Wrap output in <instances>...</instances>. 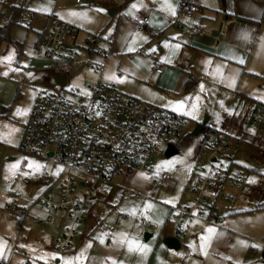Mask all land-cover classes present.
Wrapping results in <instances>:
<instances>
[{
  "label": "crops",
  "instance_id": "0c3cea01",
  "mask_svg": "<svg viewBox=\"0 0 264 264\" xmlns=\"http://www.w3.org/2000/svg\"><path fill=\"white\" fill-rule=\"evenodd\" d=\"M86 1L89 2V5H97V9H103V11H97L88 8L89 10L102 13V15L105 10H110L114 17L118 14L115 30L109 38L102 39L99 37L96 39L97 44H101L100 41L107 42L110 45L109 48L99 47L111 51V54L113 42L121 38L126 26L132 25L137 28L134 24L135 19L149 17L148 29L144 31L137 29V32L144 33V41L150 43V39H153L157 43L153 51L157 48V56L159 52L162 53V61L159 62L156 59L158 63L155 64L156 67L163 68L167 63H171L174 68L173 71L166 70L161 74L152 69L153 75L147 82L160 90L161 96L166 95L165 92L174 93L180 85L182 87L188 86V82L191 81L190 76L192 75L194 78L196 71V63L191 62L193 58L196 61L203 60L207 65L210 63V69L214 73L218 69L215 71L213 69L221 66L226 70L231 68L237 70L240 66L247 68L263 51L264 0H193L198 5L199 10L190 22H185L186 28L184 30H179L174 22L181 0H167V4H170L175 10V15L168 9L165 0ZM60 3L62 8H66L65 0H61ZM79 3L81 2L76 0V4ZM133 4L137 7L133 8ZM13 7L24 6L10 5L6 21L12 16ZM23 9L20 20L23 15L32 11L27 6ZM33 13L34 11L32 15ZM46 17L45 23L40 26L42 29L36 32L35 48L39 51L41 50L37 47V42L44 37L54 21L62 22V17L66 19V22L63 21V23L71 25L67 20L73 22L61 11L58 15L53 13L46 15ZM74 27L77 29V26L74 25ZM77 35L78 29L75 43ZM112 36L113 41L110 42L109 39ZM250 43V49L246 50ZM88 57L86 53V58ZM112 58L113 54L110 59ZM93 59H96V56ZM75 66L81 67V71L80 69L77 70L80 73L88 70L94 74L85 64L78 63ZM79 72L74 73L72 71L71 73L74 77ZM184 73L190 75L187 76L186 80L183 77ZM242 73H245V70ZM172 75H175V80L169 86L168 82ZM54 76L57 75L54 74ZM57 86L59 87V85ZM116 88L120 92L118 86ZM60 90L63 91L61 88ZM135 99L139 100L138 98ZM141 102L163 111L176 113L146 101ZM257 106L264 107V105L255 103L249 112L248 122L262 127L251 118ZM199 124L200 122L197 123V125ZM209 130H215L225 134L227 138L230 137L233 140V143H230V149L235 144H237V149L247 145L245 147V152L248 154L246 162L243 160L237 162L235 157L231 156L228 172L223 181L224 193L234 200L233 204L224 200L216 190L210 189H206L205 193L210 201L215 203L213 207H208L202 215L197 214L194 210L192 216H187L183 213H177L174 207L167 206L166 209L163 205L148 203L151 214L150 219H146L150 225L144 226L141 222V226L143 228L149 227L153 231L148 230L146 232L127 223L126 221L129 220L127 215L122 216L124 221L115 220L112 223L107 221V224L104 220L105 216H95L93 206L89 204L91 209L88 213L81 212L83 221L74 238L73 248L67 251H55L51 248V243L63 234L66 225L64 213L46 210L48 214H36L34 216L27 214V209H24L21 211V216L15 219H17L19 229L24 232L27 238L26 243L16 253L12 251L7 259L11 245H9V239L14 236V232H1L0 249L4 245L3 248L6 250L0 253V264H11L16 258L18 264H66V262H71V264H264L262 257L264 251V133L252 129L248 131L246 126L236 125L230 120H227L222 128L216 130L214 127H209ZM205 144L210 145L211 143ZM202 148L203 143L200 151ZM200 151L201 154L203 150ZM224 159H229V155ZM139 174L144 175L137 173L135 177ZM237 174L240 175L238 183L233 185L230 179ZM226 180H228V184H225ZM198 181L200 182V180ZM127 183H119L115 186L103 183L104 186H94L95 191L88 190V192L104 195L106 203L113 207L111 201L114 199V189L120 194L117 202L123 199L122 195L132 196V191L127 189ZM141 186L142 197L151 199L155 190L150 187L149 180L147 182L143 180ZM81 187L84 188L83 183ZM56 190L57 186L54 185L51 190L53 196ZM195 198L192 202L190 200L185 207H192ZM96 199L95 196L87 201L93 202ZM130 201L137 202L135 199ZM124 205L126 210L134 211V205L129 203V200ZM174 215L177 217L175 218ZM109 219L111 220V217ZM27 220L29 221L27 222ZM55 223L58 224V228L53 225ZM209 228H213L215 233L209 234L207 232ZM31 233L38 235L36 245L29 243L28 239ZM145 233H150L153 237L145 241ZM165 236L179 237L182 241V247L178 250L168 248L162 241ZM208 236H210L208 241H202V237ZM46 239L50 241L49 245ZM127 241L137 243L138 247L134 246L132 250H129ZM202 244L206 245L203 249ZM189 251H193L194 256H190Z\"/></svg>",
  "mask_w": 264,
  "mask_h": 264
},
{
  "label": "rangeland",
  "instance_id": "374dc122",
  "mask_svg": "<svg viewBox=\"0 0 264 264\" xmlns=\"http://www.w3.org/2000/svg\"><path fill=\"white\" fill-rule=\"evenodd\" d=\"M60 2L61 0H0V24L6 21L10 5H23L32 10L31 13L23 15L19 24L11 29L10 42L4 43L0 47V235L3 231L14 232V236L9 239V245H11L7 259L12 251L15 253L19 251L27 240L24 232L19 229L15 218H19L24 209H27L29 215L48 214L39 205L38 198L46 189L45 183L52 184L62 169L60 165H52L47 160L36 155H27L20 149L22 135L38 97L45 94H62L53 80L56 71L50 57L35 48L36 32L42 29L40 26L45 23L46 15L53 13L58 15L61 11L74 23L68 20L67 22L72 26H77L76 44L79 46L77 62L83 63L87 59L85 51V48L88 47L87 40L94 42L99 37L108 39L115 30L118 18V14L114 17L110 10H105L104 16L102 13L89 10L88 8L97 10V5H89L86 0H80L79 4H76V0H65L66 8H62ZM70 13H77V15ZM32 16L34 17L31 21ZM61 20L66 22V19L62 17ZM36 21L37 23H35ZM188 21L191 20L185 22ZM144 39V33L137 32V28L132 25L126 26L121 38L113 42V58L107 62L102 82L105 85L115 84L120 92L128 97L138 98L155 106L173 110L187 119L184 137L172 138L164 142L158 149L152 164L156 172L168 175V184L165 189H153L155 191L151 195V199L144 198L141 189L142 181H148L150 177L139 174L126 184L127 189L132 191V196L122 195L123 199L117 202L120 194L114 189L115 195L111 201L113 207L106 203L104 195L89 193L86 188H75V193L83 200H89L96 196L97 199L89 204L93 206L95 216H105L106 223L107 221L112 223L115 220L124 221L122 216L127 215L129 218L127 223L146 232L153 231L149 227L141 226L143 219H150L151 208L148 203H157L166 209L167 206H171L176 209L177 213H182V209L187 206L190 200L192 202L202 189V184L198 180L204 177L203 169L209 170L207 158L210 153L200 156L199 151L202 143H211L214 133L207 130L198 136H192L198 122L201 123L208 117V127H214L217 130L222 128L227 120H230L236 125L246 126L248 131L252 129L264 133V127H258L254 123L248 122L249 112L255 103L264 105V47L247 68L240 66L237 70L234 68L226 70L221 66L214 68V71L218 70L213 73L210 63L207 65L203 60L196 61L193 58L191 62L196 63L194 78L186 73L183 75L185 80L187 76H190L191 81L188 82V86L180 85L174 93L165 92L166 95L161 96L162 92L147 82L153 75V67L158 63L151 62L145 56L138 54V51L144 47L146 54L158 53L157 48L153 51L157 43L153 39H150V43ZM100 43L97 46L110 47L105 41H100ZM129 46L133 49L132 51H129ZM7 57H11V59H6ZM156 59L159 62L162 61V53L159 52ZM73 68L75 69L72 71L76 73L81 67ZM162 69L163 71L174 70L171 63H167ZM244 70L245 73H242ZM174 80L175 75H172L168 82L169 86L173 84ZM96 81L97 77L94 74L84 70L74 77L72 73L70 74L68 87L85 89L87 84ZM177 104L183 105L181 111L175 110ZM193 105L196 106L195 111L192 110ZM17 109L21 110L19 114ZM25 109L27 110L26 114H24ZM193 115L195 119H193ZM12 129H18V131L13 132ZM169 142H173L177 146L178 154L171 158H165L164 154ZM236 147L237 144L232 145L229 159L222 160L225 167L230 165L231 156L235 157L237 162L240 160L246 162L248 154L245 152V147L247 145L238 149ZM165 162H172L171 166H166ZM14 164L18 167L13 170L11 166ZM29 164L42 167L39 169L35 166L30 168ZM71 175H76V173H71ZM77 176L75 180L79 183L87 182L95 187L104 186L100 181L81 174ZM226 181L225 184H228V180ZM115 183L119 184L121 181L116 180ZM131 199H135L137 202H132ZM128 200L134 205L132 212L126 210L124 205ZM9 206L12 208L9 209ZM108 211L110 213H107ZM53 225L58 228L57 223ZM28 240L32 245H36L37 233H31ZM46 242L49 245L50 241L46 239ZM3 247L4 245L0 249V253L6 250ZM16 259L11 264H18Z\"/></svg>",
  "mask_w": 264,
  "mask_h": 264
},
{
  "label": "built area",
  "instance_id": "2783aa9c",
  "mask_svg": "<svg viewBox=\"0 0 264 264\" xmlns=\"http://www.w3.org/2000/svg\"><path fill=\"white\" fill-rule=\"evenodd\" d=\"M198 10L199 7L193 0H181L174 19L177 28L184 30L185 21L191 20ZM134 24L139 31L147 30L149 17L135 19ZM76 34V27L56 20L37 42V47L52 60L55 75L66 76L67 79L62 94L38 97L20 144V149L25 154L39 156L52 165L62 167L55 182H46V189L38 198L39 205L45 210L65 214L63 234L51 246L55 251L73 248L78 227L83 221L81 212L88 213L90 208L89 202L75 193V188L81 187L83 183V187L89 191L96 189L87 182H77V175L115 186L118 184L115 183L116 180L125 184L134 180L137 173H142L150 177L149 185L152 189H165L169 177L165 173L156 172L152 166L153 161L160 146L169 139L182 137L187 127L185 117L124 96L116 89L115 84L105 85L102 77L112 54L97 46V40L88 42L85 51L89 57L82 63L90 68L97 81L88 84L85 89L69 88L68 78L72 68L78 64ZM109 41H113V36ZM250 45L251 43L246 50L250 49ZM144 50L145 47L141 48L138 54L151 62H157L156 52L146 54ZM95 56L96 59H93ZM153 70L158 74L163 72L156 66ZM251 118L264 127V107H255ZM170 143L173 142L168 144ZM211 145V149L200 154L205 156L210 153L207 158L209 170H202V189L193 206L181 211L187 216H192L194 210L202 215L208 207L214 206L215 202L210 201L205 193L206 189L216 190L224 200L234 203L232 198L223 193V181L228 167H225L222 160L229 155L230 142L215 136ZM239 176L237 174L231 177L233 185H237ZM54 185L57 190L53 196L49 190ZM142 224L147 226L150 223L145 219ZM189 255L194 256L193 251H189Z\"/></svg>",
  "mask_w": 264,
  "mask_h": 264
},
{
  "label": "water",
  "instance_id": "95a60500",
  "mask_svg": "<svg viewBox=\"0 0 264 264\" xmlns=\"http://www.w3.org/2000/svg\"><path fill=\"white\" fill-rule=\"evenodd\" d=\"M111 14H112V11H111ZM66 79H67L66 76H58V75L53 76L54 82L57 85H59V87L61 89L66 85ZM207 125H208V117L202 123H200L199 125H197L195 127L192 135L198 136V135L202 134L205 131ZM177 154H178L177 146L173 143L168 144L167 149H166L165 154H164L165 158H171ZM152 237H153V235L150 233L144 234L145 241H148ZM162 241L168 248H170L172 250H178L182 247L181 239L179 237H176V236H165V237H163ZM262 257L264 258V251H263Z\"/></svg>",
  "mask_w": 264,
  "mask_h": 264
},
{
  "label": "trees",
  "instance_id": "16d2710c",
  "mask_svg": "<svg viewBox=\"0 0 264 264\" xmlns=\"http://www.w3.org/2000/svg\"><path fill=\"white\" fill-rule=\"evenodd\" d=\"M23 8L24 7H13V13H12V16L10 17V19H8L2 25H0V47L4 43H9L10 42L11 29L14 26L19 24L20 18L22 16V11L24 10ZM207 130H209L208 126H206L205 131H207ZM210 132H213L214 136H218V137H220L222 139L226 138L228 141H230V143H233V140L230 137L227 138L225 136V134H223V133H219V132H217L215 130H210ZM211 148H212L211 144L210 145H206L205 143H203V148H202L203 151L207 150V149H211Z\"/></svg>",
  "mask_w": 264,
  "mask_h": 264
},
{
  "label": "snow or ice",
  "instance_id": "6c2138e0",
  "mask_svg": "<svg viewBox=\"0 0 264 264\" xmlns=\"http://www.w3.org/2000/svg\"><path fill=\"white\" fill-rule=\"evenodd\" d=\"M165 2H166V6L168 7V9L171 11V13L173 14V15H175V10L172 8V6L170 5V4H167V0H165ZM132 7L133 8H136L137 6L135 5V4H133L132 5ZM97 11H103V9H97ZM71 15H77V13H70ZM176 47H179V45H176ZM133 49L131 48V46H129V51H132ZM6 59H11V57H7ZM241 62H243V61H241ZM195 108H196V106L195 105H193L192 106V110L193 111H195ZM183 109V105L182 104H177V106H176V109L175 110H177V111H181ZM21 112V110L20 109H17V113L19 114ZM26 112H27V110L25 109L24 110V114H26ZM186 114H191V113H186ZM193 119H195V116L193 115ZM11 131H13V132H15V131H18V129H12ZM171 163L172 162H165V165L166 166H171ZM33 166H35L37 169H39L40 167H42L41 165H33V164H29V167L31 168V167H33ZM18 167V165H12L11 166V169H16ZM251 182V181H250ZM207 232L209 233V234H214L215 233V230L213 229V228H209V229H207ZM210 239V236H208V237H202V241H208ZM101 242H103V241H101ZM127 243H128V246H129V250H132L133 249V247L135 246V247H138V244L137 243H135V242H133V241H127ZM206 245L205 244H202V249L205 247ZM66 264H71V262H66Z\"/></svg>",
  "mask_w": 264,
  "mask_h": 264
}]
</instances>
